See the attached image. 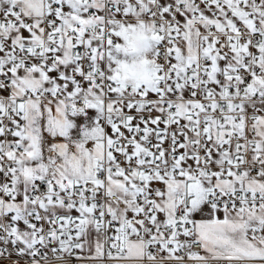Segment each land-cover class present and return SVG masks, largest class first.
I'll use <instances>...</instances> for the list:
<instances>
[{"label": "snow or ice", "instance_id": "1", "mask_svg": "<svg viewBox=\"0 0 264 264\" xmlns=\"http://www.w3.org/2000/svg\"><path fill=\"white\" fill-rule=\"evenodd\" d=\"M0 264H264V0H0Z\"/></svg>", "mask_w": 264, "mask_h": 264}]
</instances>
